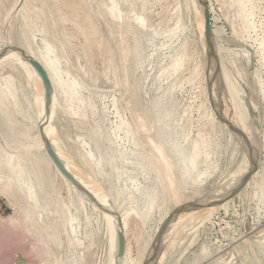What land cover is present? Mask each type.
I'll return each mask as SVG.
<instances>
[{"label": "rangeland", "instance_id": "1", "mask_svg": "<svg viewBox=\"0 0 264 264\" xmlns=\"http://www.w3.org/2000/svg\"><path fill=\"white\" fill-rule=\"evenodd\" d=\"M21 1L24 3V0H0V47L10 44L19 46L21 43L20 11L23 5ZM30 1L33 5L41 6L45 11L44 31L35 32L33 37L36 46L44 48L47 45L61 56L62 70L82 81L83 94L92 96V103L96 105L97 112L93 114L89 110L88 119L84 123L77 122L74 116L65 112L75 108L77 101L71 102L64 94L59 93L58 98L52 100L50 105V114L55 121L60 143H63L61 144L63 147L66 145L64 149L69 151L85 175L90 172V168L84 160L88 157L84 155L88 150L96 155L99 151L105 156L112 154L114 145L108 143L105 137L107 132L117 129L122 118L130 123L131 129L138 139L145 143L146 148L155 150V154L160 157L163 153L158 143H154L150 138V132L156 124L159 126L168 124L174 133H179L169 137L167 147L174 143L175 137L178 141L182 140V133L185 131L190 132V138L194 141L197 136H199L198 140L203 138L205 133L209 135H206L204 139L211 141H209V149L215 153L212 154L208 146L205 149L211 154V163H217V168L211 179L208 178L210 180L206 182L207 184L205 183V186L201 188L190 179L191 186L188 182L187 188L192 189L191 193L185 185L181 189H185L182 194L186 191L188 193L183 195L185 198L181 194L179 200L169 202L168 207L159 201L145 223L133 216L130 217L128 237L131 239L134 261L128 264H137L138 258L145 256L141 259L146 260L152 254L156 234L172 210L184 203L201 200L208 191L211 193L215 188L230 182L229 176L242 166L245 151L248 149L243 138L220 120L219 115L220 113L224 115V112L213 103L211 93L214 95L218 93L221 97L224 89L216 84V91L213 93L212 85L209 86L214 71L211 67H207V45L205 37H201L200 21L197 20L194 9L188 7V0ZM254 1L255 15L250 21L254 22L253 25L256 23V28L248 32L245 31L244 19L241 16L244 5H240L237 0H208V3L214 29L213 35L217 37V48H220L216 50L220 63L225 65V67L222 66L224 70L227 67L226 71L231 74L233 80L237 79L240 88L244 91L241 98L246 102L248 110L243 113L248 116L246 119L254 127L255 136L260 141L261 159L257 172L252 174L245 187L233 198L210 209L206 207L201 220L198 219L193 224L187 222L188 224L185 223L187 227L181 224L175 232L173 228L167 237L164 235L156 261L150 264H264V141L261 142V139L264 140V94L261 91V82L264 83V67H262L264 48H260V41L264 36V0ZM99 7L107 8L108 11L104 9L100 12ZM118 10L122 13L120 17H124L121 21L111 16V14H118ZM38 22L41 25L43 20L39 19ZM91 25L97 30L99 37L96 34L93 35ZM86 36L98 42L102 40L103 44L99 42L100 45L97 44V46L88 45ZM83 43L86 45L84 46ZM136 47L138 51L135 50ZM3 72L7 74L11 70L8 68ZM219 76L220 73L218 78ZM19 77L22 78V76ZM22 82L25 93L32 101L33 90L24 79ZM20 97L21 107H13L11 112L15 127L10 126L9 121L5 120L0 113L2 153L14 152L18 148L22 149L21 154L24 155L29 150L33 151L34 148L36 150L37 147L42 148V137L39 136L40 131L35 125L37 112L33 108L29 110V116L25 118L24 113L28 102L23 99V92ZM222 100L227 101L223 97ZM146 114L149 115L148 118ZM224 117L229 120L228 116L224 115ZM158 119L162 121L158 122ZM243 126L245 127L238 122L236 124V127L240 129ZM23 128L29 135L25 140L18 135ZM116 132L121 147L126 146L128 151L135 148L129 144L119 126ZM160 140L165 142L163 138ZM37 141H41L39 142L41 144ZM17 143H21L19 147ZM131 157L132 155L128 158H118L119 172L113 174L112 181L120 191L123 184L122 173L132 172L135 166V158ZM2 158H4L3 155ZM1 161L0 157V164ZM165 166L170 165L166 162ZM8 172H10L8 167L0 168V264H20L17 259L22 256L25 258L23 264H63L70 260L73 254L83 255L84 264H110L112 253L117 250L116 233L112 228L114 227L112 212H109L112 208L106 204L105 196L99 189L95 188L92 195L98 199L100 205L91 199L87 203L88 208L81 210L73 205L77 203L76 194L70 200L65 184L60 178H55L52 191L48 189L50 192L48 200L51 203L48 201L49 215L47 216L45 211L30 210L25 194L16 191L15 195L14 193L9 195L5 192L8 183L17 184L12 180L7 181ZM133 175H137L135 181H127L129 194L132 193L130 190L133 191L131 197H136L137 193L135 194L136 191L133 190L136 187L146 186L150 187L149 190H153L151 188L153 175L148 176L145 173H133ZM97 182L102 191L108 192L109 182H105L100 177L97 178ZM236 185L237 183H233L231 186ZM228 187L224 190L231 189ZM199 188L202 192H198L201 191L198 190ZM196 189L198 191H193ZM189 194L193 195L189 196ZM187 195L189 197H186ZM191 196L195 197L190 199ZM131 197V204H135L136 198L134 200ZM65 204L73 205L70 206L71 212L74 211L73 214L81 225L79 236L83 244L77 250L69 245L63 220L56 211L58 207ZM101 206L108 208V212L111 213L109 235L104 219V212L107 209ZM188 210L176 215L167 230ZM28 212H32L34 218L32 213L28 218L26 215ZM44 212L43 215L47 216L45 224L39 216ZM28 219L29 222H27ZM23 220H26L25 223ZM46 225L51 226L53 231L59 232L57 239L50 241L47 231L43 230ZM91 230L92 236L89 234ZM178 231L183 233L179 234ZM135 237L141 239L140 243H137ZM170 237L174 239L171 240ZM145 241L147 246L143 245ZM162 245H164L163 248ZM145 246L151 254L145 252ZM140 247H144L143 250ZM204 248L205 250H202ZM48 249L52 251L49 252ZM185 249L187 250L183 253ZM162 251L165 252L162 253ZM144 253L148 254L144 255Z\"/></svg>", "mask_w": 264, "mask_h": 264}, {"label": "bare ground", "instance_id": "2", "mask_svg": "<svg viewBox=\"0 0 264 264\" xmlns=\"http://www.w3.org/2000/svg\"><path fill=\"white\" fill-rule=\"evenodd\" d=\"M237 2L240 5H244V7H245L244 9L242 7L243 13H241V16L243 17L244 23H245V26H244L245 31H247V32L251 31V29L256 28V26H255L256 23L253 25L254 22L251 23V21H250V19L255 15V1L254 0H237ZM187 3H189L188 4L189 8L194 9V12L196 13V18L198 21H200V33H201V37L204 38L205 37V17H204L203 9L200 7V5L198 4V2L196 0H188ZM104 7H106V6L104 5ZM99 8H100V12H102L104 9L107 10V8H104V9L102 7H99ZM121 11H123V10H121ZM177 11H180V10H177ZM120 14H122V13H120V10H118V14L117 13L111 14V16L118 18V19H120L119 21H121V18L123 16L120 17ZM44 15H45V11L41 6L33 5L30 0H24V3L21 6V11H20V18H21V23H22V30H21V35H22L21 39L22 40H21V43L19 44V46L22 47L26 53H28L32 57L38 59L46 67V69L50 75L52 85H53L52 100L58 98V96H59L58 94L61 93V94H64V96L67 97L71 102L77 101V106L75 108H72L69 111L65 110V112L74 116L73 118L76 119L77 122L84 123L88 119L89 110H91L93 114H95L97 112L95 110L96 105H94L92 103V96H85L83 94L84 85H83L82 81L77 80V78L70 76L69 72L62 70V68H61V56L56 54L55 51L53 49L49 48L47 45H45L44 48H41L39 46H36V44H35L36 41L33 38L35 32L44 31V19H43ZM124 15H126V14H124ZM174 16L176 17V15H174ZM126 17H128V16H126ZM179 18H181V17L179 16ZM39 19L43 20V22H41V25L38 24ZM64 19H66V18H64ZM248 19H249V22L247 23ZM178 20H181V19H178ZM67 21H68V18H67ZM119 21H118V23H119ZM119 27H121V26H119ZM90 28L92 29L93 35L96 34V36H97V30L92 25L90 26ZM119 30H121V28H119ZM121 31L123 32V30H121ZM83 32H85V31L83 30ZM118 32L119 31L117 30V33ZM123 33H125V31ZM123 33H122V35H123ZM213 33H214V29H213ZM97 37H99V36H97ZM120 37H122V36H120ZM120 40H121V38H120ZM101 41H99V42L101 44H103ZM214 41L216 44V50L220 49V48H217L218 47L217 46L218 41H217V37H215V36H214ZM99 42L95 41V39H91L88 36H86V43L88 45L97 46V44L100 45ZM258 44H259V42H258ZM83 45L85 46L86 44L83 43ZM260 45H261L260 48L263 49L264 48V36H263V38H261ZM6 47H8V46L0 47V73H1V75H0V113H1L2 117L5 120L9 121L10 126L15 127V120L12 118L11 112H12L13 107H19V106L21 107L22 101H21L20 96H21V93L23 92V97H24L23 99H25L28 102L27 107H29V108L26 107L24 117L27 118L29 116L28 115L29 110L35 108V110L37 112V115H36L37 118H36V123H35L36 127L38 128L39 131L42 129L44 131L46 137L52 141V143H53L56 151L58 152L60 158L66 164V166L68 167L70 172L80 182L84 183V186L90 191V193H92V191L95 188L99 189L104 194L105 201L107 202L106 204H108L110 206L109 208H112L113 211H118V213L120 215L119 219H118V217H116L112 213V217H113L112 222L114 224V225H112V226H114L112 228L115 229V233H116L117 250L113 251L110 264H128V262L134 261V259L132 257V252H131V250H132L131 249V242H130L131 239H129V237H128L129 231H130V221H129L130 217L133 216V217L139 219L140 221H142L143 223H145L149 219V217L151 216L153 209L159 203V201L161 202V204L166 205V207H168L169 202H172V201L175 202V200L178 201L179 198L181 197L182 191L185 190V189L181 190L182 187L186 185V188H187V183L189 182L190 179L194 180V183L198 184L200 187L205 186V183L211 179V176H212L213 172L215 171V168H217V163L216 164L211 163V159H212V157H210L211 154L208 152L207 149H205L207 146L209 149L210 142H211L209 139L208 140L210 142L207 141L206 139H204V137H206V135L208 133L204 132L206 135H204L203 138H200L197 140V138H199V136H197L196 140L194 141V140H192V138H190V132L185 131L184 133H182V138H183L182 140L178 141V139H176V137H175L174 143L171 146L167 147V143L169 142V137H171L172 135H176V134L179 135V133L178 132L174 133V131L170 128V125H168V124L164 125V126H161V125L159 126V124H156V126L153 128V130L151 129L152 130L150 132L151 136L149 135L150 133H148V135L150 136L151 140L154 143H158L159 149L163 153V155L160 157V156H157L155 154L156 153L155 150H148L146 148L145 143H143V141L138 139V137L136 136V133L133 132V130L131 129L130 123L122 118L120 124L118 125L119 129L124 132V137L127 139L129 144L133 145L135 148H131V150L128 151V149H126V146H123V147L120 146V143H118V140H117L118 139L117 138V132H116V130L118 129V126H117L116 130H114L112 132L111 131L107 132L106 137H105L109 141L108 143H111L112 145H114V148H112L113 149L112 154L105 156L104 154H102L99 151L98 155H96L93 151L88 150V152H86V154L84 155L85 157L86 156L88 157V159L84 158V160L87 162V165H89V168H90V172H88L85 175L82 172L80 166L75 162V160H73L69 151L64 149V147L66 146L65 143H64V145H65L64 147L61 145L63 143H60V140L58 137V130H57V127L55 126V121L52 118L50 112L48 113L46 111L47 100L45 97V87H44V83L42 81L41 76L39 75V73L37 72L35 67L31 64V62L27 58H25V56H23L19 51H17L16 49H11V48L5 49ZM120 49H121V47H120ZM135 50L138 51V47H136ZM89 59L91 60L90 57H89ZM219 59H220V57H219ZM220 65H221V63H220ZM262 65H263L262 67H264V60H263ZM222 66L225 67V65L220 66V76H219L220 78H218V76H217V79L212 84V91L214 93L216 91V84L217 85L219 84L220 86L223 87L224 93H223V96H221V97H220V95H218V93L216 95L211 93L213 103L215 105H217L220 109H222V111L224 112V115L226 117L228 116L229 121L232 122L235 126H236L237 122L239 124L245 125V127L243 126L244 129L242 127V130L248 135V137L250 138V140L252 141V143L254 144V146L256 147V149L258 150V153H259L260 141L255 136L254 127L251 126L250 123L248 122V120L246 119V117L248 118V116L245 113H243V112H247V110H248L246 102L244 100H242V98H241V95H244L243 94L244 91L242 90V88H240L239 83L237 82V79L233 80V77L230 76L231 74H229L228 71H226L227 67H226V70H224L222 68ZM210 67H211V70L214 71V67L213 66H210ZM8 68H10L11 72L4 74L3 70H6ZM19 76H22V78L27 82V85L29 86V88L31 87V89L33 90V100L32 101H30L28 94L25 93V86L22 82L23 79ZM261 84H262L261 91L264 94V83L261 82ZM222 97L227 99V101L222 100ZM228 101H229V103H228ZM148 116L146 114L147 118H148ZM161 121H162V119H158V122H161ZM18 133H19L18 135L21 138H23L24 140L27 139L29 136L28 132L25 130V128H23L22 131L20 130ZM39 133H40L39 136L41 135V137H42L41 132H39ZM207 136H209V135H207ZM160 138H163V141H165V142L164 143L161 142ZM41 139H42L41 140L42 144L39 143L41 141H37V142L42 145V148H40L41 146L37 147V146H39V144H37V146H36L38 148L37 150L34 148L35 150L34 149H33V151L29 150L24 155L21 154L23 152L22 149L19 150L18 148H16L14 150L15 153L14 152H5V153L3 152L2 153V150L0 149V157L2 160L1 164H0V168L8 167L10 169V172H8L7 181L12 180V182H17L16 185H12V184L8 183L7 187L5 189V192L9 195L11 193H14V195H15L16 191L17 192L19 191V192L25 194L27 203L29 204V206L31 208L30 210H33V211L36 210L35 212H41V210H42V212L43 211L47 212L46 214L48 216L49 215V212H48L49 211V202H50L48 200V198H50V197H48V195L50 194L48 189L52 191L53 186H54V180H55V178L58 177L62 180V182L65 184L66 188L68 189V194L70 195L69 196L70 200L76 194V197H77L76 202L77 203H74L73 205H76L77 209H81V210L87 209L88 208L87 203L91 200V198L89 197V195L87 193H85L84 191L79 189L76 185H74V183H72V181H70L60 171V169L55 165V163L52 161V159L50 158V156L47 153L46 143L44 141V138L42 137ZM262 141H264V140L261 139V142ZM83 143H84V141H83ZM214 143H215V141H214ZM20 144L21 143H19V144L17 143L16 145H18V147H19ZM128 148H129V146H128ZM246 150L247 151H245L244 160L242 159L243 160L242 166L238 170L233 172L232 174L230 173L231 174L229 176V177H231L230 182H227L226 184H224L221 187L215 188L214 190L211 191V193H210V191H208L207 194H204L205 197L204 196H202V197H204L203 199H205V201H208L210 199V197L212 196V194H214L216 191L217 192L214 194L213 197H211V199L209 201H213L214 199H217L218 197L224 195L225 192L229 191L226 189L224 190V188L230 186L232 189L234 186L232 187L231 185L233 183L238 184L240 182L241 178L243 177V175L245 173H247L248 171H250L251 161H250V158L248 155V149H246ZM210 151H212V150H210ZM205 153L207 154L206 157H205ZM214 153L215 152L212 151V154H214ZM2 155L4 156V158H2ZM131 155H132V157L135 158V163H134L135 166H134V169H132V172L124 171V173H122L123 176H121V178L123 180V184H121L122 188L120 187V189L122 191H120L116 187V184H114V182L112 181V177H113V174H116V173L118 174V172H119V167L117 164L118 158L119 159L120 158H128ZM260 159L261 158L259 157V162H260ZM166 162H168L170 166H165ZM256 172H257V170L254 171L253 174ZM133 173H136V174L145 173L148 176L153 175V177H152L153 180L151 182V183H153V185L151 184L152 185L151 188L153 190H149L148 188H150V187L147 188L146 186L133 188V190L135 189V191H136L135 194L137 193V195L135 197L136 200L133 196H132L133 198L131 197L133 191L130 190L132 192V193L130 192L131 194H129V192H128L129 187H128L127 181L131 180L133 182L137 178V175L134 176ZM99 177L102 180H104L105 182L110 183L109 189L107 190L108 192L102 191L101 188L99 187L98 182H97V178H99ZM209 177H210V179L208 180ZM189 185H190V182H189ZM4 186H6V184ZM195 186H194V189H195ZM230 187H228V189H230ZM201 188H199L198 190H201ZM131 189H132V187H131ZM203 189H204V187H203ZM191 190H189V193H191ZM198 190L196 189L193 191H198ZM151 191H153V192H151ZM179 191H181V192H179ZM205 191L206 190H204V193H206ZM198 192H202V190L198 191ZM185 194H188L187 191H186V193L182 194V196ZM196 194H198V193L196 192ZM190 195H193V194H189V196ZM194 195H195V193H194ZM100 196L103 197L102 195H100ZM189 196L187 195L186 197H189ZM130 197L135 200V202H134L135 204H131ZM192 197L194 198L195 196H191L190 199ZM203 199H201V200H203ZM222 202H224V201L221 200L219 202H215L213 204H209V205L201 207V208L189 209L185 213L184 216H181L178 221L174 222L171 225V227L164 234L165 237H167L172 232L173 228H174L173 231L175 232L178 229V226L180 227L181 224H183V225L185 223L188 224L187 222H191V224H193L194 222L196 223V221L198 219L201 220V216H203V213L206 211L205 210L206 207L210 209V208L216 206L217 204L221 205ZM73 205H70V206H73ZM70 206L68 204H65L64 206L58 207L56 209V211L59 212L60 218L63 220V227L65 229V233L67 234V239H68L69 245L73 246L74 249L77 250L83 244V241L79 236L81 225L79 224V222H77V218H76L75 214H73L74 211H73V213L71 212ZM106 209H107V211L104 212L105 211L104 210L103 212H104L105 223L107 225V232L109 235L110 220L112 219V217L110 215L111 213H109L110 211L108 212V208H106ZM52 210H53V208H52ZM45 212L42 214L41 213L39 214L42 222L44 221V224L47 220V216L43 215V214H45ZM31 213L28 212V214H26L28 218H29V216H31L30 215ZM87 213H88V210H87ZM32 215H33V213H32ZM50 217H51V215H50ZM32 218H34V215ZM30 219H31V217H30ZM25 221H24V223H25ZM29 221L30 220L28 219L27 222H29ZM31 222H32V220H31ZM107 222L109 224H107ZM33 224H35V223H33ZM139 224H140V222H139ZM197 224H198V222H197ZM189 225H190V223H189ZM23 226H25V225H23ZM186 227H187V225H186ZM29 228H33V227H29ZM43 230L47 231L50 241L57 239V237H59V232L53 231L51 226L46 225V227H43ZM181 230H183V229L181 228ZM120 231L124 232V234L126 236V247H125V251H124L123 255H118ZM183 231L181 233H183ZM185 232H186V230H185ZM81 233H83V232H81ZM178 233H179V231H178ZM178 233H177V235H178ZM181 233H179V234H181ZM89 234H90V236H92L93 231L91 230V232ZM170 239L172 240V239H174V237H170ZM140 240L141 239L138 238L137 243L138 242L140 243ZM193 242H194V239H193ZM192 243L190 245H192ZM143 245L147 246L146 241L144 242ZM204 245H202V246H204ZM163 246L164 245H162V248H163ZM56 248H57V246H56ZM58 248H59V246H58ZM143 248L144 247H142L141 249L143 250ZM144 249L146 252L147 247ZM50 250H49V252H50ZM112 250H111V252H112ZM186 250L187 249H185L183 251V253ZM202 250H205V248ZM141 251H140V253H141ZM111 252H110V254H111ZM147 252H149V251H147ZM163 252H165V251H162V253ZM44 253H46V251ZM183 253H182V255H183ZM147 254L148 253H146V254L144 253V255H147ZM47 255H49V254H47ZM138 256H140V255H138ZM207 256H208V254H207ZM142 257H145V256H141V258ZM109 258H110V256H109ZM141 258H138V260L136 261L137 264H142L143 260L145 261V258L144 259H141ZM27 259L29 260L28 257L26 258V260ZM139 260H140V262H138ZM84 262H85V259L83 258V255L81 256V254H79V255L73 254V257L63 264H84Z\"/></svg>", "mask_w": 264, "mask_h": 264}, {"label": "water", "instance_id": "3", "mask_svg": "<svg viewBox=\"0 0 264 264\" xmlns=\"http://www.w3.org/2000/svg\"><path fill=\"white\" fill-rule=\"evenodd\" d=\"M198 2L203 9V13H204V17H205V39H206V45H207V57H206L207 67L208 68L210 66L214 67L213 75L209 81V86H211L214 83V81L217 79L218 74L220 73V60H219L218 54L216 52V44L214 41L212 21H211V11H210V6L208 3V0H198ZM8 48L16 49L23 56H25V58H27L31 62V64L35 67V69L37 70V72L41 76L42 81L44 83L45 97L47 100L46 111L49 113L50 112V105L52 103L53 85H52V81H51L50 75H49L46 67L38 59H36V58L32 57L31 55H29L28 53H26L22 47L10 44L5 49H8ZM219 116H220L219 118L221 121L228 124L229 128L234 133H236L237 135L242 137L243 140L245 141L247 148H248V155H249V158L251 161L250 171H248L247 173H245L243 175L240 182L235 187L230 189L224 195L218 197L217 199H214L213 201H205V199H203V200L184 203L182 205L175 207L172 210V212L170 213L169 217H167V219L164 221V223H162L160 229L158 230L156 237L153 241V244H154L153 253L150 255V257H148L144 261L143 264H150L151 262L156 260L158 253H159V250H160V247H161V243L163 240L164 233L166 232L171 220L176 215H178L180 212H182L186 209H195V208H199V207H204V206H207L209 204L219 202L221 200L226 201V200L233 198L238 192H240L245 187L246 183L249 181L253 172L258 169L260 155H259L256 147L254 146V144L252 143V141L248 137V135L242 129L236 127L232 122H230L228 119H226L223 114L220 113ZM40 132H41L42 137L44 138V141L46 143L47 153L50 156V158L52 159V161L55 163V165L60 169V171L70 181H72V183H74V185H76L79 189H81L82 191L87 193L89 195V197L96 204L100 205L98 199H96V197H94V195H92V193H90V191L70 172V170L68 169L66 164L60 158V156H59L58 152L56 151L52 141L46 137L44 131L41 129ZM101 207H103V206H101ZM103 208L106 209L105 207H103ZM110 212H112L119 219L120 215H119L118 211L112 210ZM125 247H126V236H125L124 232L120 231L118 255L124 254ZM17 261H18V263L23 264L25 261V258L24 257H18Z\"/></svg>", "mask_w": 264, "mask_h": 264}]
</instances>
